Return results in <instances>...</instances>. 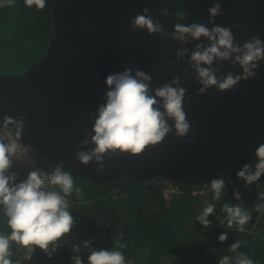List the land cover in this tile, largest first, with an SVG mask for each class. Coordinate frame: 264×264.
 <instances>
[{
	"label": "water",
	"instance_id": "95a60500",
	"mask_svg": "<svg viewBox=\"0 0 264 264\" xmlns=\"http://www.w3.org/2000/svg\"><path fill=\"white\" fill-rule=\"evenodd\" d=\"M24 3V0H18ZM168 0H46L52 10L54 35L43 57L23 74L0 76V126L3 117H25L20 140L39 148L56 165L62 164L72 175L95 184H106L129 174L137 179H163L191 185L210 183L223 173L226 192L236 204L248 206L259 199L261 179L245 188L237 176L245 165H255V150L264 144V61L257 75L242 80L234 89L221 94L211 88L198 94L201 85L194 70L177 61L181 47L192 50L194 41L181 45L172 34L147 30L130 31V22L143 9L150 10L158 22L159 7ZM194 2L184 23L208 24V9L221 4L222 15L215 24L231 29L241 45L253 36L264 40V0H181ZM239 24L240 27H236ZM163 40V43H161ZM171 62L172 67H168ZM217 76L242 73L239 65L219 64ZM127 68L140 69L152 77L154 90L181 77L187 89L184 111L191 128L188 136L169 133L156 146L139 155H105V170L98 171L95 160L88 165L76 158L81 142L90 137L94 119L105 103V83L110 73ZM189 69L185 77L184 69ZM169 124H174L169 121ZM14 134L15 129L9 128ZM94 135V132L91 133ZM89 143L87 148H93ZM239 189L241 200L234 193Z\"/></svg>",
	"mask_w": 264,
	"mask_h": 264
},
{
	"label": "clouds",
	"instance_id": "9594fccd",
	"mask_svg": "<svg viewBox=\"0 0 264 264\" xmlns=\"http://www.w3.org/2000/svg\"><path fill=\"white\" fill-rule=\"evenodd\" d=\"M15 0H0V7L11 6ZM27 7L35 6L37 10L46 7V0H24ZM208 24L176 23L172 38L181 45L194 41L197 43L192 50L181 47L177 50V61L186 62L194 70L198 83L201 85L198 94H205L211 88H216L221 94L232 90L242 80L254 78L258 73L259 63L264 61V40L253 36L242 45L235 41L231 29L215 24V18L222 15L221 4L215 3L208 9ZM236 27H240L239 24ZM147 30L150 35L161 33L162 26L153 21L150 10L143 9L130 22V31ZM163 43V40H161ZM231 62L232 66L239 65L242 73L228 72L218 77L219 64ZM168 67H172L171 62ZM185 77L189 76V69H184ZM108 90L104 94L105 103L101 104L98 112L90 113L94 119L91 132L81 142L76 151V158L84 165L95 160L98 171L105 170V155L109 158L119 154L133 156L145 152L149 146L160 144L165 137L175 131L177 137H186L191 125L184 111L187 89L181 86V77L175 76L171 81L157 87L154 93L151 89L152 77L140 69L127 68L122 72L110 73L105 81ZM174 124H169V121ZM3 131H0V211L6 218L8 234L0 233V264H13L11 245L24 252L26 259L31 260L36 249L39 248L51 258L59 247V241L69 234L75 225L74 217L70 213V199L73 193L77 197L83 195V189L76 185L72 174L59 164L51 173L31 170L27 177L18 182V174L11 171L14 159L21 158L18 141L25 128V117H3ZM15 129V139L7 135L9 128ZM94 132V135L91 133ZM22 141V140H21ZM93 148L84 150L89 143ZM31 147V146H30ZM257 162L255 165L245 164L237 176L246 181L245 188L258 182L264 176V144L255 150ZM37 162V161H36ZM167 181V180H159ZM170 182V181H169ZM173 183V182H171ZM174 184V183H173ZM178 184V183H177ZM180 184V183H179ZM204 184V183H202ZM214 193L213 200H219L226 187L223 173L210 181ZM176 185V184H174ZM186 185V184H183ZM181 192L191 195L192 190L180 187ZM173 195V194H172ZM236 200H241L240 190L234 193ZM165 197V196H164ZM172 197V196H171ZM166 198V197H165ZM264 199V197H261ZM166 200H171L166 199ZM256 211L264 209V203L256 204ZM223 211L227 214V227L238 226L243 232L245 225L251 220V214L244 210L243 204L230 205L225 203ZM215 212V205L208 204L197 217V221L207 228L211 225L209 216ZM228 239L226 233L219 236L224 242ZM93 241H84L83 247L90 251L88 264H126L122 251L127 245L117 242L113 250H96L91 248ZM241 243H233L228 252L235 254L234 264H254L245 253L238 251ZM51 249V250H50ZM72 251L80 252L79 246H73ZM74 264H83L79 255L73 256ZM219 264H233V257L224 255Z\"/></svg>",
	"mask_w": 264,
	"mask_h": 264
},
{
	"label": "trees",
	"instance_id": "16d2710c",
	"mask_svg": "<svg viewBox=\"0 0 264 264\" xmlns=\"http://www.w3.org/2000/svg\"><path fill=\"white\" fill-rule=\"evenodd\" d=\"M162 5L158 20L167 34H173L174 25L184 23L194 2L168 0ZM53 35L51 9L37 10L18 0L11 6L0 7V68L15 69L12 74L25 73L46 53ZM30 149L45 173H51L58 166L39 148ZM72 176L76 185L83 189L82 196L73 193L69 197V210L75 220L72 238L61 241L51 258L37 248L31 260L26 259L13 242V264H74L72 258L76 255L82 258L83 264H88L90 251L83 247L84 241H93L91 248L96 250H113L117 242L127 245L116 249L123 252L126 264L156 261L158 264H219L224 255L233 257L234 264L235 254L227 250L239 241L238 251L245 253L254 264H264V209L257 212L255 207L257 203H264L261 199L264 180L259 184V199L243 206L252 218L240 232L238 226L227 227L223 205L236 203L225 189L219 200H213L211 191L206 195L173 194L168 201L163 194L164 186L159 183L162 179L143 180L126 174L106 184H95ZM21 180L18 174V182ZM174 184L186 190L202 186V183ZM208 204L215 205V212L208 218L211 225L204 228L197 217ZM9 232L6 218L0 211V233ZM222 233L228 236L224 242L219 240ZM73 246H79L80 252H73Z\"/></svg>",
	"mask_w": 264,
	"mask_h": 264
},
{
	"label": "built area",
	"instance_id": "2783aa9c",
	"mask_svg": "<svg viewBox=\"0 0 264 264\" xmlns=\"http://www.w3.org/2000/svg\"><path fill=\"white\" fill-rule=\"evenodd\" d=\"M0 131H3V127H0ZM7 135H9L10 138L15 139V134L10 129L7 130ZM18 144L20 146L21 158L14 159L12 169L21 175L22 180L25 179L27 174L33 169H38L41 172H44V170L37 164L36 159L31 152L30 146L21 140L18 141ZM159 183L164 186L163 194L166 199H170L174 193L181 192L179 187L169 181H159ZM211 191L210 184L204 183L200 188L192 190L191 193L194 195H206Z\"/></svg>",
	"mask_w": 264,
	"mask_h": 264
},
{
	"label": "rangeland",
	"instance_id": "374dc122",
	"mask_svg": "<svg viewBox=\"0 0 264 264\" xmlns=\"http://www.w3.org/2000/svg\"><path fill=\"white\" fill-rule=\"evenodd\" d=\"M163 6V5H162ZM159 10H160V8H159ZM164 14H165V16H166V12L164 11ZM158 23L162 26V28H163V24H161V22L158 20ZM178 23V22H177ZM164 34H167V32L164 30V28H163V31H162ZM168 33H172V32H168ZM15 69H13V68H10V67H2V68H0V76H3V75H11L12 74V72L14 71ZM14 74V73H13ZM16 74V73H15ZM72 236H73V230H71V232L69 233V234H66V236L65 237H63L60 241H59V243L61 244V241H64V240H67V239H70V238H72ZM153 264H158V261H156V262H154Z\"/></svg>",
	"mask_w": 264,
	"mask_h": 264
}]
</instances>
